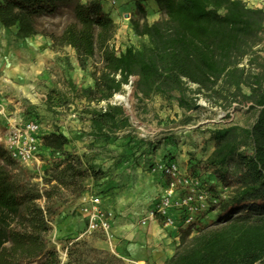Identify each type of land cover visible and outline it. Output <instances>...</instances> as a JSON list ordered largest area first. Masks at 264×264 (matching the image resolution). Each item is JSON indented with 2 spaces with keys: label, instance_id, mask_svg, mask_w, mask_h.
Masks as SVG:
<instances>
[{
  "label": "trees",
  "instance_id": "obj_1",
  "mask_svg": "<svg viewBox=\"0 0 264 264\" xmlns=\"http://www.w3.org/2000/svg\"><path fill=\"white\" fill-rule=\"evenodd\" d=\"M65 1L0 0V24L16 27L20 38L35 36L39 18L54 14ZM133 1L136 15L130 18V27L143 40L139 46L130 44L118 52L112 45L117 24L104 0H77L75 21L58 37L60 44L76 51L83 68L88 60L100 57L93 85L80 89L73 85L87 101L106 102L91 109V134L108 139L130 125L124 108L110 99L132 76L137 77L136 90L143 97L176 92L179 105L188 109L195 103L186 95L188 84H195L198 91L250 86L258 107L255 121L250 126L212 129V152L188 167L191 174L209 171L227 188L228 197L217 193L220 211L212 222L196 219L179 226V243L164 264H264V62L251 81L239 65L264 34V7L245 0H152L162 16L150 22L147 0ZM48 100L54 106L65 102L58 93H51ZM41 140L50 153L65 154L45 169L44 192L27 182L22 163L0 143V264H61L48 239L55 214L50 200L62 188L81 192L87 177L102 173L85 166L79 155L67 153L70 139L65 133H42ZM43 196L45 207L38 202ZM84 246L82 241L73 242L66 264H124L117 257L89 262Z\"/></svg>",
  "mask_w": 264,
  "mask_h": 264
},
{
  "label": "rangeland",
  "instance_id": "obj_2",
  "mask_svg": "<svg viewBox=\"0 0 264 264\" xmlns=\"http://www.w3.org/2000/svg\"><path fill=\"white\" fill-rule=\"evenodd\" d=\"M76 1L66 0L54 14L39 18V33L29 38L18 37L16 27L5 28L0 24V136L4 135L12 122L36 118L42 125V133H65L70 139L66 146L67 153L79 155L85 166H93L102 172L98 176L87 177L81 192L62 188L50 200L55 214L50 220L52 230L48 239L58 250L61 264L67 263L68 247L76 241L85 243L89 262L117 257L124 264H133L98 247L96 241L105 238L101 234L79 238L85 229L79 210L81 195L85 192L98 193L109 202H115L117 196L129 195L132 192L128 190L130 184L119 170L123 161L142 166L143 171L149 173H152L150 166L160 160H176L188 169L194 161L206 160L213 148L209 135L212 129L232 124L250 126L256 119L258 107L254 106L252 88L248 85H244L241 90L220 85L215 90L198 91L195 84H188L186 95L195 102L193 108L188 109L179 105L176 92L170 96L153 94L143 97L136 90L137 77L132 76L129 83L124 84L110 99L113 104L124 108L130 125L108 139L93 136L91 109L105 106L106 102L87 101L75 92L73 85L78 89L93 85L92 73L101 66L100 57L88 60L83 68L76 51L70 45L60 44L58 40L64 28L75 21L73 8ZM104 3L106 11L117 24L112 45L118 52L130 44L139 46L143 40L130 27V18L136 15L134 1L116 0L112 4L110 0H104ZM146 9L150 22L161 18L162 13L152 0H147ZM263 62L264 34L252 51L240 60L239 65L245 67V75L251 81L254 75L262 71ZM51 93H58L65 102L59 106L51 105L48 100ZM117 94L123 95L126 100L118 99ZM128 136L135 138L134 144L123 142ZM142 152L149 154L152 160L140 163L138 158L144 155ZM64 157V153H51L40 166L19 165L25 171L27 182L44 192L48 187L45 169ZM107 158L113 160L108 167L105 166ZM193 174L202 181L211 203L198 214L197 219L203 223L212 222L220 211L219 202L212 201L218 198L217 193L221 191L222 185L216 182L209 171L199 169ZM157 176L161 183L164 182ZM38 202L45 207V196ZM150 207V204L148 208L146 205L145 211ZM179 239L178 233L174 250Z\"/></svg>",
  "mask_w": 264,
  "mask_h": 264
},
{
  "label": "built area",
  "instance_id": "obj_3",
  "mask_svg": "<svg viewBox=\"0 0 264 264\" xmlns=\"http://www.w3.org/2000/svg\"><path fill=\"white\" fill-rule=\"evenodd\" d=\"M112 4L116 0H110ZM105 102V101H104ZM42 125L36 118L14 121L0 143L9 156L22 163L40 166L43 159L51 153L41 146ZM152 173L164 180L162 191L157 195L151 207L141 219L143 225L159 221L163 227L186 226L197 219L199 213L210 206L209 194L202 181L183 168L176 160H160L150 166ZM219 196L228 197V190L221 188ZM212 202H218V198ZM79 210L85 217V229L79 238L101 234L111 244L114 239L113 220L116 213L104 205L102 195L85 192L79 201Z\"/></svg>",
  "mask_w": 264,
  "mask_h": 264
},
{
  "label": "crops",
  "instance_id": "obj_4",
  "mask_svg": "<svg viewBox=\"0 0 264 264\" xmlns=\"http://www.w3.org/2000/svg\"><path fill=\"white\" fill-rule=\"evenodd\" d=\"M245 1L253 7H264V0ZM123 142L132 145L135 143V138L128 136ZM212 150L213 148L210 153ZM138 159L140 163L152 160L151 156L145 153ZM111 163L113 160L107 158L105 166L108 167ZM119 167L128 179L127 183L130 184L128 190L132 192L129 195L117 196L115 202L111 201L112 203L102 196L104 205L116 213L112 225L114 239L110 244L101 237L96 241V245L133 264H164L174 253L173 245L178 240L177 230L173 226L163 227L159 221H151L146 225L140 222L146 213V205L147 208L149 204L152 205L153 197L161 192L164 182L161 183L156 174L144 172L142 166L136 164L133 166L123 161ZM81 217L85 224L86 220L82 213Z\"/></svg>",
  "mask_w": 264,
  "mask_h": 264
},
{
  "label": "bare ground",
  "instance_id": "obj_5",
  "mask_svg": "<svg viewBox=\"0 0 264 264\" xmlns=\"http://www.w3.org/2000/svg\"><path fill=\"white\" fill-rule=\"evenodd\" d=\"M116 97L121 100H126V98L123 95L117 94Z\"/></svg>",
  "mask_w": 264,
  "mask_h": 264
}]
</instances>
